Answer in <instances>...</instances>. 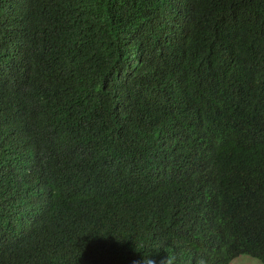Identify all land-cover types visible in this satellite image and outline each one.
<instances>
[{"label": "trees", "instance_id": "1", "mask_svg": "<svg viewBox=\"0 0 264 264\" xmlns=\"http://www.w3.org/2000/svg\"><path fill=\"white\" fill-rule=\"evenodd\" d=\"M264 264V0H0V264Z\"/></svg>", "mask_w": 264, "mask_h": 264}, {"label": "rangeland", "instance_id": "2", "mask_svg": "<svg viewBox=\"0 0 264 264\" xmlns=\"http://www.w3.org/2000/svg\"><path fill=\"white\" fill-rule=\"evenodd\" d=\"M256 261H259V264H263L259 259L255 257L247 254H241L235 257L230 264H255Z\"/></svg>", "mask_w": 264, "mask_h": 264}, {"label": "clouds", "instance_id": "3", "mask_svg": "<svg viewBox=\"0 0 264 264\" xmlns=\"http://www.w3.org/2000/svg\"><path fill=\"white\" fill-rule=\"evenodd\" d=\"M142 264H155V261L151 258V256L143 257ZM162 264H171L170 259L167 258L165 261H162ZM255 264H259V261H256Z\"/></svg>", "mask_w": 264, "mask_h": 264}]
</instances>
